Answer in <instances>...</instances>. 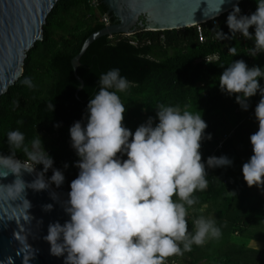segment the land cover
<instances>
[{
	"label": "trees",
	"instance_id": "1",
	"mask_svg": "<svg viewBox=\"0 0 264 264\" xmlns=\"http://www.w3.org/2000/svg\"><path fill=\"white\" fill-rule=\"evenodd\" d=\"M92 2L58 0L48 15L43 39L27 53L21 76L0 97V152L10 154L7 142L10 131L22 132L29 147L40 135L45 150L53 158V168L64 173L61 194L68 199L71 181L79 174L75 162L80 159L72 147L70 128L76 121L86 126L87 105L99 90V75L119 68L130 82L127 91L117 93L127 109L123 124L133 133L149 117L154 118L153 126L158 124L156 107L163 103L182 109L190 105L189 110L200 112L208 125L205 136H212L202 140L200 149L208 187L194 193L198 202L188 209L187 219L190 232L193 221L200 215L214 219L221 236L203 246L193 245L183 255L169 257L167 264H264V188L249 187L242 172L243 164L253 155L250 136L259 126L253 110L261 95L258 91L248 98L250 107L244 110L236 102V94L229 95L219 86V76L235 60L243 59L249 67L264 69V52L249 55L254 40L239 33L232 35L227 25L232 9L218 17L216 26L204 25L203 41L195 25L98 38L81 57L77 72L84 86L78 90L80 83L74 74L73 58L87 37L105 26L104 15L110 23L117 21L112 13L108 14L103 0H96V5ZM239 7L242 15H250L257 8V0H241ZM76 9H83L84 15L76 16L73 12ZM249 31L254 34V26ZM230 47L236 48L235 56L229 54ZM210 55L218 58L208 62ZM26 77L31 78L34 87L22 83ZM259 81L264 87V77ZM49 102L54 104L53 111L47 109ZM231 131V137L218 148ZM119 155L127 159L126 154ZM222 155L233 163L207 167L209 156ZM16 158L25 159L19 151ZM35 168L41 172L44 166L39 164ZM52 175V168L44 173L48 180ZM229 191L235 194L229 195ZM252 240L263 243L262 248L251 246Z\"/></svg>",
	"mask_w": 264,
	"mask_h": 264
},
{
	"label": "clouds",
	"instance_id": "2",
	"mask_svg": "<svg viewBox=\"0 0 264 264\" xmlns=\"http://www.w3.org/2000/svg\"><path fill=\"white\" fill-rule=\"evenodd\" d=\"M225 2L218 0L216 14ZM227 25L232 35L239 33L254 40L249 55L264 52V0H257L250 15H242L239 3L234 4ZM253 26L254 34L249 31ZM228 52L237 54L235 47ZM260 77H264L260 66L249 67L243 59L235 60L219 76V86L229 95L236 94V102L244 110L250 107L248 98L258 91L261 95L255 108L258 130L250 136L253 155L243 164L242 172L249 187L264 188V87ZM22 83L34 87L30 77ZM98 84L99 90L87 105L86 126L76 121L70 128L72 147L80 157L75 162L79 174L71 181L64 201L70 219L64 224L50 223L44 237L51 254L67 253L65 264H167L169 257L190 252L193 245L218 239L221 230L214 219L200 215L191 232L187 219L188 209L198 202L194 193L206 190L209 183L200 149L202 140L212 136H205L208 125L200 112L190 111V105L182 109L161 103L156 107L159 123L153 126L154 118L149 117L133 133L123 124L127 109L117 94L127 91L130 82L119 68H112L99 75ZM47 109L53 111L54 104L49 102ZM24 140L19 130L8 132L10 154L0 152V177L11 172L16 179L0 187L17 193L28 211L31 202L25 198L26 188L40 191L50 183L59 188L65 176L53 168V158L40 135L31 141V147ZM18 151L24 160L16 158ZM119 154H126L127 159ZM232 163L224 155L209 156L206 162L212 168ZM39 164L43 171L26 182L22 170L32 172ZM50 168L53 175L46 181L44 173ZM232 194L235 192L229 191ZM43 207L51 211L53 205Z\"/></svg>",
	"mask_w": 264,
	"mask_h": 264
},
{
	"label": "water",
	"instance_id": "3",
	"mask_svg": "<svg viewBox=\"0 0 264 264\" xmlns=\"http://www.w3.org/2000/svg\"><path fill=\"white\" fill-rule=\"evenodd\" d=\"M240 1L226 0L216 14L218 0H103L108 14L112 13L117 21L90 34L73 58L74 74L80 83L78 90L84 86L77 72L81 57L98 38L196 26L232 10ZM57 2L0 0V97L21 76L25 57L43 39V27ZM22 172V178L29 183L40 173L36 168ZM15 179L16 174L9 172L7 177H0V184H12ZM25 198L31 202L28 211L17 193L0 187V264H65L67 253L51 254V245L44 237L50 223L64 224L70 219L64 208L66 199L52 183L40 191L26 188ZM46 204L53 205L51 211L44 210Z\"/></svg>",
	"mask_w": 264,
	"mask_h": 264
},
{
	"label": "built area",
	"instance_id": "4",
	"mask_svg": "<svg viewBox=\"0 0 264 264\" xmlns=\"http://www.w3.org/2000/svg\"><path fill=\"white\" fill-rule=\"evenodd\" d=\"M92 3H93L94 5H96V0H93ZM218 17H219V16H218ZM218 17L212 18L211 20H209V21H207V22L199 23V24L196 25V26H197V29H198V32H199V38H200L201 41H203V40L205 39L204 34H203V28H204V25H205L206 23H211L213 26H216V25L218 24ZM102 21L105 23V25L110 24L109 17H108L107 15H104V16L102 17ZM162 39L164 40V36L162 37ZM217 58H218V55H210V56L207 57V59H208L209 61L214 60V59H217ZM207 59H206V60H207ZM208 60H207V61H208ZM258 102H259V101H258ZM258 102L256 103V105H255V107H254V110H253V114H254V115H255V108H256ZM255 117H256V116H255ZM232 133H233V131H231L229 134H227V135L224 136L223 140L220 141V143H219V145H218V148H221V147H222L223 142H224L228 137H231ZM55 187H56V186H55ZM56 189L61 193V187H59V188L56 187ZM64 198H65V197H64ZM65 199H66V198H65ZM66 200H67V199H66Z\"/></svg>",
	"mask_w": 264,
	"mask_h": 264
},
{
	"label": "rangeland",
	"instance_id": "5",
	"mask_svg": "<svg viewBox=\"0 0 264 264\" xmlns=\"http://www.w3.org/2000/svg\"><path fill=\"white\" fill-rule=\"evenodd\" d=\"M73 12L76 16H79V17L83 16L85 13L83 9H76ZM252 245L253 247H256V248H262V245L258 243L256 240H254V243Z\"/></svg>",
	"mask_w": 264,
	"mask_h": 264
},
{
	"label": "crops",
	"instance_id": "6",
	"mask_svg": "<svg viewBox=\"0 0 264 264\" xmlns=\"http://www.w3.org/2000/svg\"><path fill=\"white\" fill-rule=\"evenodd\" d=\"M258 242V241H257ZM254 243V240H252L251 242H250V245L252 246V244ZM258 243H260L261 245H263V243H261V242H258Z\"/></svg>",
	"mask_w": 264,
	"mask_h": 264
}]
</instances>
